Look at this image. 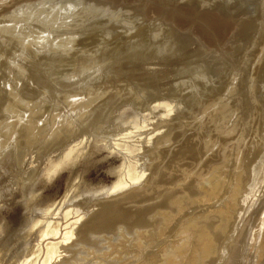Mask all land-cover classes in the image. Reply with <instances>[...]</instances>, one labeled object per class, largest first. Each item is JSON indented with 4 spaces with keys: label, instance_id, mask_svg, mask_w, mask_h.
Here are the masks:
<instances>
[{
    "label": "bare ground",
    "instance_id": "obj_1",
    "mask_svg": "<svg viewBox=\"0 0 264 264\" xmlns=\"http://www.w3.org/2000/svg\"><path fill=\"white\" fill-rule=\"evenodd\" d=\"M20 1L22 3V0ZM32 1L30 0V5L26 6L28 1L26 2L24 0L22 9L20 7L22 4L17 3L19 1L14 2L16 6L19 5V7L13 8L14 10L16 9L15 11L18 13H12L14 10L12 11L11 8L14 6L7 8L11 9L12 15H10V12L6 9V7L10 6L6 5L5 11L9 13L6 14L5 17L2 15L3 21H6V27H0V31L5 32V34L8 33L9 37L10 34L12 36L8 38V35H6V37L3 33L0 34L2 35L1 39L3 36L5 37L4 41L0 39L1 54L3 55L2 48H4L5 45H2V42H7L6 46L7 48L9 47V50L5 47L4 58H2L3 56L0 54V59L5 60L10 53H13L9 52V54L6 55V50L12 51L14 48L13 51L17 53L16 56L13 54L17 57L15 61L19 60V62H14L12 58L15 59V57L9 56L10 61L12 59L15 64H12L11 61V68L7 65H1L3 67H9L6 69L10 72L8 71L9 73H5V68H1L2 70L0 69V130L6 131V134L9 135L8 139L4 137L5 141L3 139L2 141L0 138V161L3 159L5 163L8 161V156L10 154H12L13 158H16L17 155L20 153L24 154L30 151L31 148L39 149L41 146L43 148L45 142L50 143L49 140H53V137L57 139L61 136L63 137L62 140H65L67 137H71L72 134H74L73 136L78 135L77 137H79V135L84 136L90 133L96 119L105 111V107L99 103V101H101V98H104L103 95L106 93V90L102 91L94 87L93 83L96 82L91 79L94 73L88 72L96 70L95 73H98V70L101 69L95 66L94 62L99 58L108 59L110 61L119 60L125 55H130L134 59L145 60L149 63H154L155 59L168 58L169 55L171 56V54L178 52L179 40L176 41L175 39L177 37L179 38L182 34L179 31L181 34H179V36L175 35V38L171 31L174 28L171 27L169 30V25H163V23H168L171 19L172 21L174 20L173 23L177 25V28L178 26L181 28L183 27L185 32L190 30L193 32L192 28H194L193 33L195 36L198 35L195 39H199V43L201 40L203 47L206 48L205 45H207L210 48V51H208L211 53L213 51L211 46L215 48L218 47L217 45L222 44L223 47L220 45L219 48H215L217 49L216 53L213 52L215 55L217 52L218 54L221 53L220 51L224 49V46L226 47L225 51L228 49L226 45L228 41H234L231 39V36H233V33L235 36L238 28L242 29L238 30L240 32L237 34L244 37L243 39L241 38L244 42V46L241 40L238 42L240 35L238 36L237 34V38L239 37L238 40L229 44L232 45V43H234L236 45L238 42L239 45L241 44L243 46L240 45L239 47L242 52L246 51L249 45L251 47V50L250 47L248 48L251 53L250 51L242 53L243 55L240 60L235 63L237 66V68H235L236 72L239 73H237V75L235 74L233 66L229 64L230 67H228L226 71L232 68L233 75L231 73L232 70L229 71L231 74L228 73L225 75L226 73H224L223 70L226 66L223 67L224 64L218 65V63L214 61L218 65V67L216 66L217 69H219L220 66L224 68L222 69L221 67L222 71L219 70L221 71L220 74L218 71L215 72L217 69L214 68L215 64L213 62V65L210 59L208 65L206 61L203 65H201L203 61H199L201 63L198 62L200 67L197 66V63L196 66H188L180 70L179 77L181 78L182 82L180 83L182 85L178 82L179 88H175L177 85L172 88L178 93H183L190 88L188 83H191L190 85H192V90L194 91L190 92L193 93L191 98L186 97L188 100H185V96L181 97L183 99L182 102H185L184 107L182 109L180 108L181 110H178L179 112L177 114H174L172 120L165 123L163 128L165 132L153 142V145L150 147L144 145L145 148L143 147V153L140 155V158L138 157L142 162L140 161L138 164H143L144 168L146 167L147 169L144 170H146V172L148 171V173L150 172V174L148 177L146 175V180H144V182L142 180L137 187L127 189V191L124 190L125 192L119 195L115 193L117 195H114L115 197H111L112 195L105 191L106 195L103 194V196L99 194V197L100 195L103 197L99 198L98 195H95L96 197H89L90 200H94L98 197L96 202H94L95 204L92 201L88 203L89 205H92V203L94 204L91 208L89 205L88 207L90 212H94L95 214L93 215L90 213L93 216H86L89 219H87V221L85 220V223L82 220L83 223L81 222V224H79L82 226L78 225L80 227L79 229L76 227L78 237L75 238L78 239L76 242L74 241L75 243L72 246L68 245L69 247L67 246L63 249L66 254L63 253L62 260L59 259L60 261L57 263L54 262V264H77V262L80 264L84 259L82 257L86 259V254L90 251L92 253L91 248L93 249V244L100 247L98 246L99 244H96L98 243L96 240L103 235L109 239L115 237L113 241L116 243L109 240L110 246L108 247L111 248L109 251H105L104 249H102L101 252L96 251L97 256L95 255L96 252H93V256L95 257L94 260L97 264L104 262V264H264V190L263 193L261 191H259L261 193L257 192L259 190L258 188L261 186L260 190H262V186L264 185H260L264 182V138L262 137L263 140H260L261 137L259 136V143L263 141L262 145L261 143L258 145L257 138L256 140L249 139V141H256L254 142V146L256 145L255 143H257V147L254 148L253 143L250 142V145L253 146V150H251L252 147L248 143H245L248 136L246 131L250 128V134L254 130L253 135H260L258 133L262 130L264 136V127H259V122L262 121L264 123V105L261 106V103L264 101V93L260 90L264 87H262V82H260L261 84L258 82L260 85L257 83V81L261 79L260 77L264 75V20L261 21L259 25L255 26L254 34V31L252 33L248 32L249 28H253V26L250 25H253L254 22L250 18H240L241 16L243 17V15L245 16V14H242L244 13L242 11L243 8L246 7L245 5L242 9H238L239 4L237 6V3H240L238 2L240 0H237V2L234 0H232V2L231 0H223V2L225 1L224 3L228 2L227 7L224 3L225 7L222 5L219 7L216 5H214L215 7L210 6L216 4L215 2L217 0H183L182 6L180 5L182 0H175V3L180 1L176 8L178 9V7L181 6L178 10L173 8L176 5L175 3H173V6L172 4H168L170 0H167L169 1L168 3L164 0L166 1V5L164 3L162 4V0H158L157 2L156 0H151L150 2L155 1L154 5L156 4V7H153L149 2L147 4L151 7L147 5L146 7H149V10L152 8V13H157L156 15L160 14L159 17L161 16L165 21L163 20L164 22L162 21L163 23L161 22V24L159 20L162 19L157 17L156 20L154 18L155 22H148L147 25L146 22L151 19L148 16L150 18L149 20L148 18H143V21L146 19V22H143L146 26H143V23L137 19H141V17L138 16L139 14H137V18L136 15L134 16L135 18L133 17L132 13L138 12H135L134 8V12H131L133 9L130 7V3L129 8L131 9L130 12L132 17L137 19L138 23L140 21L142 25H140V28L137 27L136 29L134 27L136 24L134 23V25L131 23V16H125V14L122 13L123 10H121V12L119 11L120 7L123 8L124 2L128 0H123V3L118 0L117 2H120L122 6L120 4V6L116 5L117 8L119 7V10L116 7L113 8L116 10L113 15L120 12L125 16L115 17L117 20L112 14H109L110 12L113 13L111 11L112 7L105 11L109 5L112 6L115 4L112 2L114 4L107 5V0H105L106 2L102 1V5L100 0H95L98 2V5L94 4L95 1L92 2L89 0L95 6L93 4H86V2L84 3L82 0H62L65 2L61 0L58 2V0H55L56 3L54 0H51L54 2L39 0L37 4L36 0H34L35 4L33 3L34 1ZM131 1L133 2V0ZM209 1H214V3L210 4L211 2ZM241 1L242 3L240 4H243V0ZM245 1L247 3L249 0ZM230 2L231 4H229ZM233 2H236V6ZM104 3V7L106 8L103 7ZM108 3H111V0ZM232 3L234 7L230 6ZM260 3L259 11L261 13V11L264 12V0H260ZM99 4L101 8L103 7L104 13L101 12L102 9L99 8ZM220 4H222V2ZM163 5L167 6L166 8L169 9L167 13L162 14L165 16L161 15L164 9ZM0 7L3 8L4 6L1 5ZM235 7L238 9L237 12L240 10L238 13V15H241H239L240 17L236 15ZM18 8L20 9L18 10ZM124 8L125 11L129 10L126 7ZM161 8L163 9L159 13L158 10ZM231 8H234L235 14L233 12L234 10H231L233 14L228 11L231 14V17H228L229 13L226 10H230ZM151 10L149 11L150 13ZM179 10L180 13H178ZM213 11L217 12V14H213ZM149 12L146 10V13H148L146 16H151ZM100 13L104 15L100 17V19L102 18L104 20L101 21L105 23L109 20L110 28H115L113 22H111L113 24L110 25V16L113 17L114 22L115 20L118 21L120 19L119 17H124L125 19L129 17L127 19L134 25L131 27L136 30H130V32L127 31V29L125 31L127 25L129 29L131 28L130 24H127V19L123 20L126 23L120 20L117 22L118 26L121 27L120 24L123 26L127 24L121 27L122 29L125 28V32L123 33V30H121V28L118 29V26H116L118 29L117 31L120 33L122 32V35H119V38L117 37L111 40L114 34H111V31L114 32V28L107 32L106 30L108 28L105 27H109L108 25H102L105 27L96 25L101 22L98 17ZM120 13L117 15H120ZM125 13L127 14V12ZM185 14L186 16L184 18ZM225 14H227V17H224ZM234 15L236 18L240 19H238V21L234 19V21L232 19ZM106 16L108 17L103 18ZM96 17H98V19ZM150 21H153V18ZM172 21L170 23H172ZM231 21H234V25ZM1 22L2 21H0V23ZM117 23L115 22V24ZM235 23L237 25L243 24L244 26H242L244 28L239 25L237 26ZM1 24L4 25L3 22ZM139 24H137V26ZM175 25L173 27H175ZM200 25L204 27V29L212 28L210 29L211 31H209H214L215 33L212 32L211 34L213 35H209L210 32L207 30L205 31L206 33L208 32L207 35L203 28L201 29L202 31H199L198 27L200 28ZM204 25L209 26L205 27ZM235 25L237 29L234 27ZM184 26H187V28ZM100 27L105 28L106 32H100L102 31ZM94 28L100 30L99 34H93L95 31ZM183 28L181 30H183ZM175 30L177 31V29ZM184 30L182 32H184ZM195 31H197V35ZM116 34L118 33L116 32ZM183 34L181 37H183ZM194 34L192 35L194 36ZM77 36H79V38L81 37L79 39L80 41H75L78 39ZM225 36L230 37L231 40H225ZM6 38H8L7 41L5 40ZM233 38L236 39L235 37ZM102 40L112 45L102 47L100 52L103 53L96 58L93 51L94 49L91 50V48L97 49V45ZM244 40H247L248 46L245 45L246 41ZM183 41L184 40H182V42L180 41V43H182L181 45L186 43ZM226 41L227 44L225 43ZM212 42L214 44L216 42L217 45L215 44L214 47ZM32 43H42L43 45L49 46V48L60 50V53L57 56H53V58H49L46 53H38L39 50H32ZM75 43L78 44L76 45ZM74 45L76 48H74ZM181 45L180 48H182ZM11 46H13V48ZM232 47L235 48L234 45ZM244 47L247 48L244 50ZM218 49L221 50L219 51ZM240 49L235 48L234 50H229H231V53L235 50V52L238 53ZM225 51H222L223 53H221V56L223 54H231L230 51ZM214 54H210V56L214 57ZM229 54L228 56H231L230 58L232 59V54ZM218 56H220V54L216 55V57ZM225 56L226 55H224V57ZM221 58H223V56L217 58V60H221ZM230 58H226V61L223 59L222 62L224 61L223 63H226ZM252 58L255 59L252 60ZM237 59H239V57ZM77 60L86 62L85 72L87 77L83 79V82L89 86L88 88H91L89 91L80 90V86L68 82L70 77L69 74L74 69ZM60 61L64 62L60 63ZM220 62L221 61H219V64H222ZM6 63L9 65V62ZM204 64L205 67L208 66L209 69L207 68V70L209 72H205L207 70L203 67ZM155 65L156 64H154V66ZM209 66L212 68V71H210L211 68ZM247 66H249L250 69L252 68L253 71L249 69L247 71ZM55 67H58L60 72L56 77H52L49 72ZM200 69H204V72ZM107 71L108 69L105 68L101 70V73L105 74ZM249 71L252 72L249 73ZM216 77L217 83H215L216 80L215 82L213 81ZM257 77L259 78L258 80H256ZM183 82L187 84V86H185L186 88L183 86ZM29 84H33V87ZM222 84H224V86L220 89L219 85ZM75 86L76 89L74 88ZM39 88H42L43 91L37 90ZM182 88H184V91H179V89ZM257 89L258 91L260 90V92H257ZM61 91H65L66 94H64V98L61 96H59V98L63 100L65 106L70 110L68 111V108L65 107L67 108L65 113L68 114L69 112V114H74H72V116L64 114L66 117L61 115L63 117L62 119L60 114H58L59 112L56 114L54 111L55 115H59H54V117H60L59 119L61 120L59 121L58 119L54 122L51 121V117V120L47 118L50 125L47 122V124H43L45 122L41 123L45 126L40 125L37 111L41 109L40 111L45 113V110H42L41 106L47 108L46 105H48L49 108L46 109L47 111H49V109L54 110L57 105L60 106L62 104L64 106L59 100L56 101L57 97H55L56 94ZM172 91L174 92V90ZM36 92H39V94ZM178 93H176L175 97L180 99V97H178L179 95H177ZM184 93L186 94L188 92ZM257 93H260L261 96L263 94V96L261 97ZM172 94L175 95L174 93ZM145 95L144 93H132L130 97L126 99L128 110L149 109V103L146 104L142 101L146 107H142V103L138 104L142 99H146L143 98L147 96ZM148 98L147 96V99ZM261 98L262 100H259ZM62 100L60 101L62 102ZM39 102L41 104L46 102V105L44 103L41 105ZM262 104H264V102ZM61 109L59 110L60 113ZM52 110L50 115H53ZM40 111L39 113L41 114ZM63 111L64 109L61 114L64 113ZM35 113L37 118L36 116L34 117ZM47 115H49V112ZM207 115L210 121L206 120ZM43 116H40L42 121H47L45 118L50 117L46 116L43 120ZM69 116L71 118H68ZM199 120L205 122L203 124H207L206 122H212L213 124H208L209 128H207V125L202 126V124L199 125V127L197 124ZM249 121L252 122L250 124H252V126L254 125L256 130H260H258L259 132L257 131L258 133H255L256 130L249 124L248 126H250V128L247 127ZM106 122L110 127V133H117L121 128L120 124L122 122L117 118L115 113L112 114V112H110L106 114ZM2 127L5 128V130ZM65 136L67 137L65 138ZM77 137L73 139L76 141V139H78ZM181 137L185 140L180 139ZM254 137L255 136H253V138ZM68 138L66 141L70 139ZM249 138L252 137L249 136ZM38 141L40 144H43L45 141L44 145H40ZM36 144H39V146ZM50 145H53L52 148H50L52 151L55 146H58L57 144L54 145V142ZM216 145H218L219 148H216L218 147ZM47 148L45 147V150H47ZM56 148L57 147H55V149ZM50 150L48 149L47 152ZM187 167H189L192 172H190V170L187 171ZM6 178L7 177H5V179ZM2 182L3 177L1 184ZM2 187L6 186L3 185ZM255 193H257L256 196L260 197V194H262V196L260 198L258 197L259 199L256 200ZM254 199L256 200L255 202H253ZM256 202H258L256 204L258 206H254V210L251 211L253 204ZM95 210L97 212H95ZM88 212L89 211H87V213ZM129 232H131V235ZM127 234L131 237L133 235V238L129 237ZM64 237H66V234ZM117 238L118 241H116ZM126 238H129V241ZM88 246L91 247L89 251L87 250L88 252L86 251L87 253H85L84 250H86ZM100 248L95 247L97 250ZM80 249L83 250L82 253ZM81 254L83 256H81ZM1 255L2 253L0 252V256ZM79 256L82 259H79ZM91 256L87 258L90 260ZM92 262L94 264L93 260L91 263ZM84 264H86V262H84Z\"/></svg>",
    "mask_w": 264,
    "mask_h": 264
},
{
    "label": "rangeland",
    "instance_id": "obj_2",
    "mask_svg": "<svg viewBox=\"0 0 264 264\" xmlns=\"http://www.w3.org/2000/svg\"><path fill=\"white\" fill-rule=\"evenodd\" d=\"M16 1H19L17 3L22 4L24 0H22V3L20 0H0V4L2 6H4L3 8L0 7V12H1L0 13V19H1L0 21H2L4 23V25L1 24L2 22L0 23L2 25V26L0 25L1 28L6 27V25H5L6 21H3L2 15H4V17H5V15L8 14L9 12H10V15H12V13L13 14L18 13L17 11H15L16 9L15 10L13 9V8H17V6L19 7V5H17V6L15 5L14 2H16ZM25 1L29 2L30 0H25ZM37 1H39V0H36V4L39 3ZM54 1L49 0V2H54ZM56 1H55V3H56ZM67 1H69V0H67ZM71 1H73V0H71ZM82 1L84 3L86 2V4L87 3L93 4L89 0L88 1L90 3L87 0L86 1L82 0ZM91 1L93 2L95 0H91ZM96 1L94 2V4L98 5L97 4L98 2H96ZM102 1L104 2L105 0H100L101 5L103 3ZM117 1L118 0H114V1L111 0V3H108V2H110V0H107V5L108 4L112 5L114 3L115 4L112 6L109 5V7L106 8V7H104L105 6V3H104L103 7L106 8L105 11L108 10V8L110 9V7H112V9H113L114 7H116V5L120 6L121 3H123V0H119V1H121V3L120 2L118 3ZM124 1H126V0H124ZM150 1L151 0H133V2H132L131 0H128L127 2H124L125 4H123V8L126 7L127 9H129L128 11H125L124 10L125 8L123 9L122 7H120V10H119V7L118 8L116 7V8L120 12H121V10L127 12V14H126L125 12L122 11V13L125 14V16H127V15L131 16L132 20L134 21L133 22L131 20V23H133V24L135 23L136 26H134L135 24L132 25L129 22V20L127 19L130 16L126 17V19L128 20V21H126L127 24H130V27L134 26L137 29V27L140 28V25H141L140 21L142 23L146 22V19H145V21H143V18H148V20L150 18H151L150 20H152V18H153V21L149 20L146 22L147 25H148V22H155L157 17L159 19L161 18V16L159 17L160 14L156 15L157 13L156 14H154V12L152 13V11H153V10H151L152 8H150L151 13L149 12L150 10L148 8L151 6H149L147 4L148 2L151 3V5L153 7L154 6L156 7V4L154 5L155 1H152L153 4ZM157 1L158 0H156V2ZM166 1L162 0V4L163 3L165 4ZM214 1L213 2L209 1V2H211L210 4H212V3H214ZM234 1L237 2V0H234ZM244 1L245 0H243V4H240V3H242L241 0L238 1L240 3H237V6L239 4L240 8L238 7V9H242L246 5V7H244L243 11H242V12H244L242 14H245V16L243 15V17H242L239 14L241 16L240 17L238 15L240 10H239V12H237L238 9H237V7H235V10L237 13L236 15H238V17H240V18H244V17L250 18L254 22L253 25H250V26H253V28H249V30H248L249 33H252L254 31L255 26L259 25V23L264 20V12L261 11V13H260V11H259V7L261 5L260 0H249V1L247 0L248 1L247 3H246V1L245 2ZM58 2H60V0H58ZM62 2H65V1H62ZM112 2H114V3H112ZM168 2L169 1H167V3ZM170 2L168 4H172V6H173L174 5L173 3H175V0H170ZM183 2L184 1L182 0L181 3H180V1L178 3H175L176 5L173 8L176 9L177 6L179 5V3L182 6ZM221 2H222V4H220ZM224 2H223V0L222 1L217 0L215 2L216 4H212L210 6L215 7L214 5H216L219 7L222 5L225 7V5H226V7H227L228 2H226V3H224ZM231 2H232V0H231ZM231 2L229 4H231ZM236 2L235 3L233 2L234 5L236 4ZM27 3H26V6H29L30 2L28 4ZM33 3L35 4V1ZM130 3H131V5H130ZM132 3H133V5H132ZM233 3L230 6L234 7ZM9 4H11V5H9ZM23 4L20 6L21 9L23 8ZM6 5L10 6V7H6V9L11 8V6H14L11 8L12 11L14 10V12L10 11L11 9H7L9 12L5 11ZM101 5L99 6V8H101ZM129 5L132 9L133 8L135 9V12L136 11L138 12V13H134V14L132 13L133 17L135 15H136V18L138 16L141 17V19L137 18L138 20H140L139 21L140 24L137 22V19H134L135 17L134 18L132 17L131 12H134V9L131 11V9L129 8ZM146 5L149 7L147 8ZM240 5L241 6L243 5V6L241 7ZM181 6H179V7H181ZM96 7H98V6H96ZM166 7L167 6L163 5L164 9L161 8L158 10L160 13L163 9L161 15L165 14L169 11V9ZM179 7H178V9H180ZM220 8H223V7H220ZM19 9L20 8H18V10ZM101 9H99V10H101ZM112 9H111V11L113 13H111L109 10V12H110L109 14L113 15V14H115L114 12H116V10L113 9L114 10L113 11ZM178 9H176V10H178ZM146 10H148V12H149V14H151V16L150 15L146 16V14H148V13H146ZM231 10H234V8L233 9L231 8L230 10L227 9L226 11L227 12L230 11L231 14H233V12H234V14H235V10L233 12ZM4 11L7 13H5ZM105 11H104V9L101 10V12H103V13ZM213 12H211V13H213ZM119 13H116V15H113V17L115 18L118 16H124L122 13H120V15H117ZM178 13H180V10ZM215 13L217 14V12H214L213 14H215ZM230 13H229L228 17H231ZM100 14L98 15L99 21L103 20L102 18L100 19V17H102L103 14L102 13H100ZM137 14H139V15L137 16ZM105 15H106V13H105ZM142 16H144V17H142ZM162 16H165V15H162ZM185 16H186V14L184 15V18H185ZM218 16H220V15H218ZM225 16L227 17V14H225L224 17ZM98 17H96V18L98 19ZM107 17L108 16L103 17V18H107ZM113 17L110 16V20H111L110 23L113 22L114 24H115V22L117 23L120 20L123 21L125 19L124 17H119L120 19L118 21H116L117 19L115 18L116 20L114 22ZM154 18H155V20H154ZM240 18H236V16L234 15L232 19L233 20L237 19L236 21H238V19H240ZM229 19H231V18H229ZM163 20L164 19L159 20L160 23ZM103 21H101L99 23L97 22L98 24H96V25L101 26V27H105L102 25L106 24L109 26V20H108V22H105V23ZM159 21H157V22H159ZM171 21H172V19H171ZM171 21L169 20L168 23L166 22L167 24L163 23V22L162 23H163V25L164 24L167 26L169 25L170 27H168V29L169 28L171 29V27L174 28L171 31L173 32L175 38H176V36H179V34H181V33L182 34L184 33V34H183V37H181L182 34L179 36L180 39L178 37H177L178 39L177 38L175 39L176 41L179 40L178 41V43H179L178 49L179 50L177 49L178 52L171 54V56L169 55L170 58L168 56V58L165 57L166 59L165 58L164 59H155L154 63H149L148 61L134 59L130 55H125L124 57H122L119 60L110 61L108 59H100L99 58L96 62H94V65L97 67H100L101 69L98 70V73H95L96 70L95 71L91 70L88 72H92V74L94 73V75L91 78L93 81L96 82V83H93L94 87H97L99 90H102V91L106 90V93L103 95L104 98H101V101H99V103H101L105 107V111L103 114H101L98 117V119H96L90 133H88L87 135H84V136L79 135V137H77L78 135L73 136L74 134H72L71 137L72 136L73 137L72 138L69 137L71 140L67 136H65V138L67 137L69 139L68 141H70V142L66 141L67 138L66 139L64 138L65 140H62L63 137H61V136H60V138L58 137L59 139L58 138L56 139V137L55 138L53 137V140L52 139L49 140L50 143L44 141L45 145L48 144L47 146L44 145V142H43V144H40V142L38 141V143L40 145H44V147H43L44 150H43L42 146L39 149L38 148H31L30 151H27L24 154L20 153L19 155H17L19 158L17 156H16V158H13L12 154H10L8 157L11 158L12 160L8 158V161H6V163L3 161V159L0 161V172H1L0 178L2 180V177H3V182L5 183L4 184L2 182V184H1V180H0V240L3 241V242L0 241V245H1L0 246V252L2 253V255L0 256V264H54V262L55 263L59 262L60 261L59 259L62 258L63 253H65L63 249H65V247H67L68 245L72 246L76 242V240L78 239V238H75V237H78V234L76 233V227H78V229H79L80 228L79 226H82L79 224H81L82 220L85 223V220L87 221V219H89L86 216L91 215L90 213H92L93 215L95 214L94 212H90V209L88 207V205H89L88 203H90L91 201L93 203L96 202L97 198L99 197V194L103 195V194H105V192L108 194L110 193V195H112L111 197H113L114 195L117 196L119 194L124 193L125 191H127V189H133V188L137 187L138 185H140V182H142V180L144 182V180H146V178L150 174V172L149 173H148V171L146 172L147 169H146V167L144 168L143 164H141L142 166L140 165V163L138 164V162L141 161L138 159V157L140 158V155H142L143 149L145 148L146 145H148V147L152 146L153 142L158 137H160L163 132H165V129H163L165 123L169 120H172V118L174 117V114L175 113L177 114L184 107L185 102H182L183 99L181 97L185 96V100H188V99H186V97L191 98L193 93H190V92L194 91V90H192V88H193L192 85H190L191 83H188V82H187L188 86L190 87L189 89L192 91H190L188 88H187L188 90H185V91H184V88L179 89V91L183 90L184 92H188L186 94L184 92L178 93L175 91V89H173L176 85L178 86L179 83L182 82L181 78L179 77L180 70L185 69L188 66H194V65L196 66V64L199 61H203V62H201L202 64L199 62L201 65H203V63H205V61L208 65V61L210 59V60H212V64L215 61L216 63H218V65L224 64L223 67H225V66L227 67V68L225 67V69H224L222 66H220V68L217 69L218 65L214 62L215 65L214 64L213 65L215 67L214 66L213 67L215 69H217V70L214 69L215 72L218 71V73L220 74V72L222 71L221 70V67H222V69H224L223 72L226 73L225 75H227L229 73V71L232 70V68L231 69L229 68L228 71H226V69H228V67H230V66H233V69L237 68L235 63L238 60H240V58L243 55L242 53H244V52L247 53V51L251 50L250 45L249 44H248L249 46L247 45V40H244V41H246L245 45L248 46V48L250 47V50H248L247 47H246L247 49L244 47L243 49L244 50L246 49V51L242 52V50L239 48L241 44L239 45L238 42L240 40H241V42H243L242 39L244 37L240 34H237L240 32L238 30H242L239 28L237 29V27H236L237 22L235 23L236 25L234 26L237 29L235 36H234L233 32H232L233 36H231V39H233L234 41L238 40V38L240 37L237 44L236 45L234 43H232V45L229 44L231 42H234L230 39V37H228L229 35L225 36V40L229 39V40H231V42L228 41V44H227V41H226L225 43L227 44L226 46L228 48L227 49L228 52L230 51V53H231V50H229V49L234 50L235 48L240 49V50H238L239 52L238 53L235 52L236 50L232 51V53H231L232 59L230 58L231 56H228V54H229L228 53V54H223L222 55L223 58H221V60H219V59L217 60V58L222 57L221 53H223L222 52L223 50L225 51V48H226L225 46H224V49L222 48L223 50L218 49L219 51L221 50L220 51L221 53H219L220 56L216 57V55H219L218 52L216 55L213 52L216 53L217 49H215V48H219L220 45H221V47H223L222 44L217 45V43L215 42V44L218 46V47H215V44L212 42L214 44L215 48H213L210 45L211 49H213V51L211 50L212 51V53H211V52H209L210 48L207 45L204 44L206 46V48H205V47H203V43L201 40L199 43V39H197V40L195 39V38H197L198 35H197V31H195L197 36H195V34L193 33L194 28H192L193 32L191 30H190L191 32L190 31L185 32L184 28L182 27L184 30V32H182L183 31V30H181L182 28L180 26H178V28H177V25H175L173 23L174 20L172 21V23H170ZM234 21L233 22L231 21V23L233 25H234ZM242 21H244V20H242ZM94 22H92V23H94ZM102 22H103V24H102ZM123 22H125V21H123ZM113 23H111L110 25H112ZM120 23H122V22H120ZM144 23L142 25L146 26V24L144 25ZM114 24H113V26H115V28H116V26H118V23L115 25ZM127 24H124V26H126ZM137 24H139V25L137 26ZM172 24H174L175 27H173L174 25H172ZM35 25H36V23H35ZM120 25H121V27H124L122 24H120ZM242 25L240 24L239 26L244 28L243 27L244 25L243 26ZM206 26H209V25H206ZM101 27H100V29H102V31L95 29L96 28L95 27L94 28L95 31L93 30L95 33L93 32V34H97V33L99 34V31L104 32L106 30L105 28H108L106 30L107 32H108V30L111 31L114 28V27L110 28V26L105 27V28H101ZM121 27L118 26V29ZM127 27H126V29L124 28L125 31L127 29H128L127 31H130V30L135 31L136 30L135 28H134L135 29L134 30L132 27L129 29L128 25H127ZM179 27H180V29H179ZM184 27L187 28V26H184ZM115 28H114V32L111 31V34L114 33L112 36L113 39L111 38V40H114L119 35H122L121 34L122 32L120 33L119 31H117L118 29L117 28L115 29ZM190 28H188V29H190ZM202 28L204 29V27H202L200 25V28L198 27L199 31H202L201 30ZM124 29L121 28V30H123V33L125 32ZM175 29H177V31ZM210 29H212V28H210ZM210 29L205 28L204 32L207 30H208V32H210L211 31ZM234 31H235V29H234ZM116 32L118 34H116ZM208 32L207 33L205 32V33L208 35ZM212 32H214V31H212ZM212 32H210L209 35ZM2 33L5 36L8 35V33L5 34V32L0 31V34H2ZM191 33L194 34L195 37ZM253 33L255 34V31ZM236 34L238 36L239 35L240 36L237 38ZM211 35H213V34H211ZM1 36L2 35H0V39H1ZM11 36H12L11 34H10V37L8 35V38H11ZM77 37H78V39H76L75 41H77L81 38V37L79 38V36H77ZM233 37H235L236 39H234ZM4 38L5 37L3 36V38L1 40L4 41ZM8 38H6L5 40L7 41ZM181 39L186 42V43H184L185 45L184 44L181 45L182 44V43H180V41L182 42ZM6 43L2 42V45L5 44L4 48L1 47L3 49V55L1 54L2 50L0 52V54L3 56L2 58H4L5 47H6V49L9 50V47L7 48ZM248 43H249V41H248ZM75 44L77 45L78 43H75ZM242 44L244 46V42ZM111 45L112 44L106 43L102 40L97 45V49L92 47L91 50L94 49L93 50L94 55L96 58H98L103 53V52H100V49L104 46H111ZM180 45L182 48H180ZM233 45L235 48L232 47ZM229 46H231V47H229ZM11 47L13 48V46H11ZM31 48H32V50H39L38 53L43 52V53L48 54L49 58H53V56H57L60 53V50L49 48V46L43 45L42 43H32ZM74 48H76L75 45H74ZM8 50H6L7 51L6 55H8L9 52H13V53H10L9 56L10 57L16 56L17 53H15V51H13L14 48L12 49V51H8ZM61 51H63V50H61ZM70 53H72V52H70ZM250 53H251V51H250ZM13 54H15V56ZM210 54L211 55L214 54L215 58L213 56H210ZM231 54H229V55H231ZM1 55H0V58H1ZM224 55H226L225 57L227 59L230 58V60H227V62H226L227 64L223 63L224 61L222 62L223 59L226 61V58L224 57ZM239 55H241V56H239ZM9 56L6 57L7 61H6V59L5 60L0 59V62H1L0 66H2V65L6 66L7 65L10 67L11 61H12V64H15L14 62H19L18 59H17L18 61H15L17 57H15V59L12 58L14 60V62L12 59L10 61ZM237 56L239 57V59H237L238 58ZM212 57H213V59H216V60H213ZM253 59H255V58H252V60ZM219 61H221L220 63H222V64H219ZM6 62H9V65ZM63 62L64 61H60V63H63ZM250 62H251V60H250ZM199 63L197 64L198 67H200ZM154 64H156V65L154 66ZM249 64H247V65H249ZM203 67H205V64ZM211 67H212V65H211ZM1 68L6 69L7 67L2 66V67H0V69ZM105 68L108 69V71L105 74H102L101 70L105 69ZM201 68H202V66H201ZM205 68L204 69L207 70L208 66ZM246 68H247V71H248V69L253 71V69L252 68L250 69L249 66H247ZM7 69H6V71L4 70L5 73L10 72ZM204 69H202L203 72H204ZM219 70H221V71H219ZM85 71H86V62L83 60H77L75 62V65H74V69L69 74L70 77L68 79L69 80L68 82H70L72 84H76V86H80V90L89 91V89H91V88H88L89 86H87L86 83L83 82L84 81L83 79L87 77V74ZM210 71H212V68ZM234 71H235V74L237 75L238 72H236V69ZM252 71H249V73ZM59 72H60V69L58 67H55L52 71L49 72V74H51L52 77H56L59 74ZM205 72H209V71L207 70ZM231 73L233 75V70L231 71ZM231 73H229V74H231ZM90 75H91V73H90ZM228 76H230V75H228ZM262 77H260L261 79L259 81H257V83L262 82V84H263L262 87H264V80H263L264 77L263 78ZM258 79L259 78L257 77L256 80H258ZM215 80H216V82H215ZM213 81L215 83H217L218 82L217 77ZM257 83H256V85H257ZM29 85L33 87V84H29ZM76 86L74 87L75 89H76ZM177 86L175 88H179V86L178 87ZM183 86L185 87V86H187V84H185L183 82ZM183 86H181V87H183ZM223 86H224V84L219 85L220 89L223 88ZM114 87H115V89H114ZM259 87H257V88H259ZM37 90L43 91L42 88H39ZM37 90H35V91H37ZM172 90H174V92ZM260 90H262V92L264 93V88H262ZM260 90L258 91V89H257V92H260ZM171 91L175 95H173L171 93ZM110 92H112V93H110ZM175 92L178 93L177 95H179L178 97H180V99L175 97L176 96ZM132 93H139V94L144 93V94H146L149 98L147 99L146 95H145L146 97H143V98H146L148 101L146 99H144L145 100V102H144L143 99L142 100L140 99L141 101L139 100L140 103H138V104H141L143 101V103L151 104V105L148 104V107H150V108L149 109L148 108H142V109H135V111H129L127 108L126 99H128ZM37 94H39V92ZM64 94H66L65 91H61L58 94H56V96H55V97H57L56 101L59 100L60 103H63V100L60 99L59 96L63 97V96H65ZM181 94H182V96H181ZM257 94H259V96H261L260 93H257ZM262 96H263V94H262ZM60 100H62V102ZM259 100H262V98ZM43 103L46 105V102H43ZM262 103H261V106L264 105ZM47 104H49V103H47ZM46 106H47V108L41 106L42 110H45V113L43 111H40L41 109L39 110L41 112V114L39 113V111H37L38 113L36 112L37 115L39 114L38 115L39 116L38 122H40L39 124L42 126H45L43 124L48 123L47 118L50 119L52 117L51 118L52 120L51 119L50 120L56 122L60 117L63 119L62 116L66 117V115L68 116V114H69V112H68V114L65 113L67 111V108H68L67 106H65V104H64V106L62 104L60 106L57 105V107L55 108L56 110L51 109L53 115H50V113H51L50 109H49V111L46 110L49 108L48 105H46ZM65 107H67V108H65ZM142 107H146V105L144 106V104H143ZM60 109H61V113H62V110L64 109L63 114L60 113V111H59ZM46 111H47V113H46ZM54 111L56 112V114L59 112L58 113V114H60L59 118L54 117V115H55ZM68 111H70L69 108H68ZM42 112H43L44 116H43ZM48 112H49V115H47ZM110 112H112V114L115 113L117 118L122 122L120 124L121 128L119 129V131L117 133H114V134L110 133L111 132L109 130L110 127L108 126V124L106 122V114H108ZM36 113H35L34 117L36 116ZM64 114H66V115H64ZM72 114H74V113H70L69 115L72 116ZM40 116H43L42 117L43 120H44V117H46V116H50V117L45 118V120H47V121H42ZM55 116H59V115H55ZM208 117L209 116L207 115L206 120L210 121L208 119ZM210 117H211V115H210ZM36 118H37V116H36ZM68 118H71V117L69 116ZM60 120L61 119H59V121ZM202 120L198 121L200 123V124L197 123L198 126L202 124V126L207 125V128H209L208 126L213 124L212 122H210L212 124H210L208 122H206L207 124H203L205 122H203L204 120L203 121ZM200 121H202V122H200ZM42 122H45V123L41 124ZM250 123H252V122L249 121V123H247V127L250 128V126H251L254 128V125L252 126V124H250ZM259 123H260L259 127H261V128H262V126L264 127V123L262 121ZM248 124L250 126H248ZM247 127H246V129H247ZM204 128H206V127H204ZM0 129H1V126H0ZM3 129L5 130V128H3ZM254 129L256 130V128H254ZM249 130L248 131L245 130L247 135H248L245 143H248L250 145V142H252L253 146H254V142H256V141H251V140H253V139L256 140V138H257L258 139L257 140L258 145L260 143L262 145L263 141H261L259 143L260 137H261L260 140H263V138H264L262 130L260 131L258 129L261 133L258 130H256L255 133L259 132L258 134H260V135L256 134L257 136L253 135L254 134L253 129H252L253 131L251 134H250L251 130H250V132H249ZM0 131H2V130H0ZM3 132H4V134H3ZM69 132L71 133L72 131H69ZM263 132H264V128H263ZM1 134L4 136H2ZM5 134H6V131L0 132L1 140L3 139L5 141V138L8 139L9 135L8 134L5 135ZM80 136H82V137H80ZM249 136L252 138H249ZM253 136H255V137L253 138ZM74 137H77L78 139L75 138L76 139V141H75L73 139ZM54 139H55V141H54ZM180 139H183V138L181 137ZM249 139H251V140L249 141ZM183 140H185V139H183ZM63 141H65V142H63ZM247 141H249V142H247ZM53 142H54V145L57 144L58 146H55L57 148L55 149V147H54V149L52 151V150H50V148H52L53 145L51 146L50 144H53ZM257 143H255L256 145L254 146V148L257 147ZM39 144H36V145L39 146ZM63 145H65V146H63ZM216 146H218V145H216ZM250 146L252 147L251 150H253V146L252 145H250ZM250 146H248V147H250ZM45 147L46 148L48 147L47 150L49 149L50 151L47 152V150H45ZM216 148H219V146ZM253 154H254V152H253ZM20 156L22 158L23 157L24 158L22 159ZM18 160H19V162H18ZM11 161H12V163H11ZM5 169H6V172H5ZM144 169H146V170H144ZM186 170L187 171L190 170V172H192V170L189 167H187ZM146 175H147V177H146ZM4 176L7 177L6 178L7 180L5 179ZM262 177H263V174H262ZM138 178H139V180H138ZM263 180H264V178H263ZM134 184H136V185H134ZM263 184H264V182L260 185H263ZM3 185L6 187H2ZM114 186H115V188H114ZM263 186H262V190H260L261 186L258 188L259 190L257 189L258 193H261V192L263 193V190H264ZM1 187H2V189H1ZM259 191H261V192H259ZM256 194L257 193H255V196H256ZM95 195H98V197L96 199H94V200L89 199V197L95 196ZM103 196L100 195V197H103ZM261 196H262V194H260V197ZM258 197L259 196H256V200L260 198V197L259 198ZM256 200L254 199L253 202H255ZM93 203H92V205L95 204V203L94 204ZM257 203L258 202L254 203L255 205L253 204L251 211L254 210L253 209L254 206L255 207L258 206V205H256ZM259 203H260V200H259ZM83 204H84V206H83ZM79 205H80V207H79ZM92 205H89L90 208ZM87 207L89 210L87 209ZM84 211H86V212H84ZM87 211H89L88 212L89 214L87 213ZM95 212H97V211L95 210ZM93 215H91V216H93ZM91 216H90V218H91ZM254 231H256V230H254ZM129 233L131 235V232H129ZM63 234L64 235L66 234V237H64ZM104 237H106V236L103 235L101 238H97V240H96L98 242L96 244H99L98 246H100L102 248L97 247V245L95 246L94 244L92 245V247L94 246L93 249H95V247H96V248H100L101 250L100 249L93 250L91 248V250H92V253H91V251L88 252L89 248L91 246L90 247L88 246V248L86 247L87 249L84 250L85 253L88 252L86 254V259H85V257H82L84 259L81 261L80 264H82V262H83V264H84V262H86V264L87 263L93 264V262L91 263L92 260L94 261V264H97V263H95V260H94L95 257L93 256V252H96V251L101 252L102 249H104L105 251H109L111 249L108 247V246H110L109 242L113 241L114 240L113 238H115V237H113L112 239H109L107 237L104 238ZM129 237H131V236H129ZM1 238L2 239L4 238V239L2 240ZM131 238H133V235ZM126 239H128V241H129V238H126ZM100 241H102V242H100ZM116 241H118V238ZM114 243H116V242H114ZM80 252L82 253L83 250H81ZM83 255L85 256L84 253H83ZM83 255L81 254V256H83ZM87 255H89V256H87ZM95 255L97 256V252ZM90 256H91V258L89 260L88 258ZM82 258L80 257L79 259H82ZM87 259H88V261H87ZM104 263H100V264H104ZM77 264H79V263L77 262Z\"/></svg>",
    "mask_w": 264,
    "mask_h": 264
}]
</instances>
